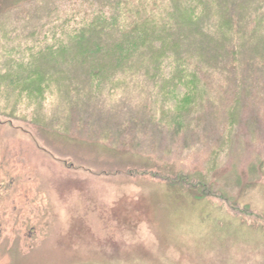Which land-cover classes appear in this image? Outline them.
Returning <instances> with one entry per match:
<instances>
[{
  "label": "rangeland",
  "instance_id": "374dc122",
  "mask_svg": "<svg viewBox=\"0 0 264 264\" xmlns=\"http://www.w3.org/2000/svg\"><path fill=\"white\" fill-rule=\"evenodd\" d=\"M101 1L0 0V264H264V57L194 55L191 105L141 70L89 85L49 56L32 93L31 53L66 47ZM128 1L127 21L165 17Z\"/></svg>",
  "mask_w": 264,
  "mask_h": 264
},
{
  "label": "trees",
  "instance_id": "16d2710c",
  "mask_svg": "<svg viewBox=\"0 0 264 264\" xmlns=\"http://www.w3.org/2000/svg\"><path fill=\"white\" fill-rule=\"evenodd\" d=\"M130 4L128 0H102V10L67 35L66 47L58 42L31 53V84L44 83L35 85L32 93L46 92L55 81L54 71L44 79V72L34 66L37 56H49L53 65L76 63L74 67L90 76L91 81L85 79L89 85L93 80L97 84L106 81L105 69L113 74L141 72L161 100L191 105L202 100L201 90L206 86L200 65L190 63L194 55L217 60L229 44L234 49L228 53L264 57V0H162L155 5L165 16L159 21L152 16L127 21L133 14ZM184 113L175 114L177 134Z\"/></svg>",
  "mask_w": 264,
  "mask_h": 264
},
{
  "label": "crops",
  "instance_id": "0c3cea01",
  "mask_svg": "<svg viewBox=\"0 0 264 264\" xmlns=\"http://www.w3.org/2000/svg\"><path fill=\"white\" fill-rule=\"evenodd\" d=\"M146 263L145 264H149V263H147V261H145Z\"/></svg>",
  "mask_w": 264,
  "mask_h": 264
}]
</instances>
